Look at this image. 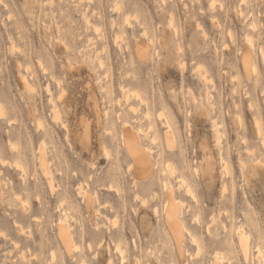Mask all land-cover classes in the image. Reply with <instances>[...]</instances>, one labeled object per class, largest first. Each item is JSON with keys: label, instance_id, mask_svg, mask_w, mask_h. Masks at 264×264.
<instances>
[{"label": "rangeland", "instance_id": "1", "mask_svg": "<svg viewBox=\"0 0 264 264\" xmlns=\"http://www.w3.org/2000/svg\"><path fill=\"white\" fill-rule=\"evenodd\" d=\"M261 48L264 0H3L0 264H264ZM129 130L157 161L146 177Z\"/></svg>", "mask_w": 264, "mask_h": 264}, {"label": "bare ground", "instance_id": "2", "mask_svg": "<svg viewBox=\"0 0 264 264\" xmlns=\"http://www.w3.org/2000/svg\"><path fill=\"white\" fill-rule=\"evenodd\" d=\"M88 19V18H87ZM253 25V24H252ZM96 27V26H95ZM98 27V26H97ZM96 27V29H98ZM117 36H118V34H117ZM116 36V37H117ZM122 36V35H121ZM115 37V38H116ZM118 38H119V36H118ZM252 38V37H251ZM250 39V38H249ZM248 39V42L249 41H252V39L251 40H249ZM249 45H250V42L248 43ZM251 44H252V42H251ZM127 48V47H126ZM261 50H262V48H261ZM139 51V50H138ZM254 51V49L251 47V45L250 46H247V49H246V52H244L243 54H242V56H241V59H242V64H243V67H244V70H245V72H246V75H249V74H251L252 73V71H255L256 69H257V67H256V64H255V62H254V60H253V55H252V52ZM263 51V54L262 55H264V49L262 50ZM262 51H261V53H262ZM263 57V56H262ZM264 59V58H263ZM42 64V63H41ZM102 64V63H101ZM21 66V65H20ZM30 67V66H29ZM42 67V66H41ZM46 70V69H45ZM27 78V77H26ZM25 78V79H26ZM25 81V80H24ZM26 82H28V81H26ZM27 84V83H26ZM31 84L28 82V84H27V86H30ZM47 88H48V86H47ZM49 90V89H48ZM135 91V90H134ZM137 91V90H136ZM50 92V91H49ZM136 93H138V92H136ZM128 95H129V93H128ZM61 96V95H60ZM138 96V95H137ZM139 97H140V92H139ZM2 106V105H1ZM134 107V106H133ZM55 109V108H54ZM3 111V110H2ZM55 111H56V109H55ZM0 112H1V109H0ZM56 112H58V111H56ZM55 115H59L58 113L56 114V113H54ZM147 115H148V112L146 113ZM3 115V114H2ZM150 115V114H149ZM148 115V116H149ZM161 115V114H160ZM159 116V115H158ZM258 121V120H257ZM259 122V121H258ZM88 124V123H87ZM260 124V123H259ZM89 125V124H88ZM88 125H86V127L88 126ZM169 125V124H168ZM258 126V125H257ZM89 127V126H88ZM86 128V133H88L89 134V128ZM152 127H154V125L152 124ZM151 127V128H152ZM259 127V126H258ZM171 128V127H170ZM148 129H150V127L148 128ZM153 129V128H152ZM260 129V128H259ZM88 131V132H87ZM218 131V130H217ZM259 131H262V130H259ZM140 132H145V131H140ZM260 133V132H259ZM262 133V132H261ZM260 133V134H261ZM88 134H86L85 136H86V138H88ZM121 134H123L122 136H123V140H124V145H125V147H126V150H127V154L129 155V157H130V161H131V163H130V167L128 168V169H133L134 171H135V173L137 174V175H139V177L140 178H142V177H146V175L147 174H149V172L152 170V168H153V170H154V168H157V161H156V163L155 162H153V161H155V160H153L152 158V154H151V150L149 151V149H147L144 145H142L141 144V138L139 137V130L138 131H136V132H134V131H131V130H129L128 131V133L126 132V131H123V133H121ZM142 134V133H141ZM147 134V133H146ZM170 134V133H169ZM169 134H167V139H166V141L165 142H167V144H168V146L170 147V148H173V147H171L172 145L171 144H173V141L174 140H172L173 138L171 137L172 135H169ZM154 135V134H153ZM121 136V137H122ZM264 136V135H263ZM157 138V137H156ZM140 139V140H139ZM167 146V147H168ZM104 153L106 154V156H110V153H109V151H108V149L107 148H104ZM18 163V162H17ZM42 163H43V165H44V167H46L45 166V164H46V161H42ZM159 163V162H158ZM19 165V164H18ZM22 167V166H21ZM18 168V167H17ZM23 168V167H22ZM46 168H44V170H45ZM127 169V170H128ZM226 169H227V166H226ZM155 171V170H154ZM153 171V172H154ZM174 171V170H173ZM227 173V172H226ZM208 174V173H207ZM150 176V175H149ZM213 176V175H212ZM181 177V176H180ZM185 177V176H184ZM184 177H181V178H179V181L180 182H184L185 184H187V186H188V183H186L187 181L184 179ZM136 179H138V177H136ZM181 179V180H180ZM164 184V188L165 189H167L168 190V196H167V199H166V201H165V205H164V213H165V219H166V226H168V228H169V230H170V233H171V236H172V238L174 239V241H175V243L177 244V246L181 249V247H182V244H183V240H184V236H185V234H186V232L188 231L187 229H186V225H185V223H184V221H183V219H182V217H181V208L179 207V204L177 203V201H176V197L174 196V194H173V191H172V189L170 188V185H171V183L170 182H167V180L165 181V182H163ZM170 183V184H169ZM184 183H182L184 186H185V184ZM181 184V185H182ZM190 184V183H189ZM225 185V184H224ZM110 186V185H109ZM112 186V185H111ZM111 188V187H110ZM109 188V189H110ZM114 188V187H113ZM187 188V190L188 191H190V185L188 186V187H186ZM81 189V188H80ZM191 189H192V191H193V188L191 187ZM225 190V189H224ZM224 190H222V191H224ZM195 192V191H194ZM187 193V192H186ZM190 193H192V192H188L187 194L189 195ZM96 195V194H95ZM192 195H193V193H192ZM191 195V196H192ZM197 196V195H196ZM195 195H193L192 197H196ZM146 200V199H145ZM145 200H144V202H145ZM145 205V204H144ZM182 206V205H181ZM157 208V207H156ZM157 213V212H156ZM105 216V215H104ZM116 217V216H115ZM117 218V217H116ZM115 218V219H116ZM197 219V218H196ZM113 220H114V218H113ZM213 221L215 222L216 221V219L214 218L213 219ZM112 222H114V221H112ZM115 223H116V221H115ZM68 224V223H67ZM115 225V224H114ZM210 228V227H209ZM58 229H59V237H60V240L62 241V243H63V245H64V247L66 248V250H68L69 252H71L72 250H73V248L74 247H76V248H78L79 249V245L78 244H76V243H74L73 242V240H72V236H71V232H70V230H69V228L67 227V225H65V224H60L59 225V227H58ZM187 231H186V230ZM209 231H210V229H209ZM188 233H190L189 231H188ZM239 242H240V246H241V250H242V252H243V254H244V256L246 257V258H248L249 256H250V247H251V245H250V238H249V234H247V233H245V232H243L242 230H240L239 231ZM193 236V235H192ZM195 238H196V236H195ZM194 237H192V239H194L193 240V243L194 242H197L198 241V239L196 238L195 239ZM197 240V241H196ZM197 243H199V242H197ZM77 245H78V247H77ZM90 245V244H89ZM117 246V245H116ZM91 248V247H90ZM119 249H121L120 248V246L118 247ZM262 249V248H261ZM149 250V249H148ZM257 250H258V248H257ZM262 251V250H261ZM263 252V251H262ZM261 252V253H262ZM258 254H259V250H258ZM218 255V254H217ZM223 256V255H222ZM259 256H262L261 254L259 255ZM263 256H264V254H263ZM262 256V257H263ZM36 257V256H35ZM53 258V257H52ZM218 259V258H217ZM122 260V259H121ZM111 260H109V262H110ZM220 261H221V259H220ZM112 264V263H111Z\"/></svg>", "mask_w": 264, "mask_h": 264}, {"label": "snow or ice", "instance_id": "3", "mask_svg": "<svg viewBox=\"0 0 264 264\" xmlns=\"http://www.w3.org/2000/svg\"><path fill=\"white\" fill-rule=\"evenodd\" d=\"M3 2V0H0V3H2Z\"/></svg>", "mask_w": 264, "mask_h": 264}]
</instances>
